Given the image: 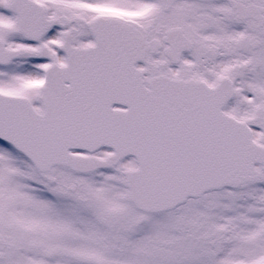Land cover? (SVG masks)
<instances>
[{
  "label": "snow or ice",
  "instance_id": "1",
  "mask_svg": "<svg viewBox=\"0 0 264 264\" xmlns=\"http://www.w3.org/2000/svg\"><path fill=\"white\" fill-rule=\"evenodd\" d=\"M0 264H264V0H0Z\"/></svg>",
  "mask_w": 264,
  "mask_h": 264
}]
</instances>
